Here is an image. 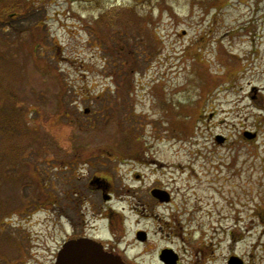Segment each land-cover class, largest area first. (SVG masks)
<instances>
[{
    "label": "rangeland",
    "instance_id": "1",
    "mask_svg": "<svg viewBox=\"0 0 264 264\" xmlns=\"http://www.w3.org/2000/svg\"><path fill=\"white\" fill-rule=\"evenodd\" d=\"M84 161L132 264H264V0H0L1 255L53 262L63 212L23 208Z\"/></svg>",
    "mask_w": 264,
    "mask_h": 264
},
{
    "label": "flooded vegetation",
    "instance_id": "2",
    "mask_svg": "<svg viewBox=\"0 0 264 264\" xmlns=\"http://www.w3.org/2000/svg\"><path fill=\"white\" fill-rule=\"evenodd\" d=\"M253 89H254L253 91L254 94H255V91L258 93L260 92V90H257L256 87H254ZM251 98L254 99L253 95H251ZM211 114L213 115V113ZM242 129H243L242 132H244L246 128L242 127ZM94 154L95 153L91 152L85 155L83 159L86 160L88 156H92ZM76 161L74 160L73 162L64 161L60 169L70 170L73 168L72 164H74ZM82 164H80L77 167V175H75L73 179L69 177L67 181H64L62 179L64 183L72 182L76 178L78 180L77 185L70 184V188H68L67 191H64L62 193V200L66 202V204L64 205V208L59 206L62 209H60L58 212L54 211L55 210L54 207L58 208L57 206L58 205V198H57L58 194H55L54 192L51 193L50 192L51 190H49L47 192L55 197L54 200L52 202L43 203L36 199L35 201L37 202L38 205L36 204V202L32 203L28 207L30 209L26 212V214H28V217H30L39 210L42 212L45 211V212H49L52 214L63 212V214H60V216L65 217V220L67 222V226H66L67 233L65 232L66 236L62 240L61 245L59 246V249L54 254V259L51 264H56L59 252L63 250L65 246L69 244H72V248L75 250L76 249L79 250L82 247V253L80 252L82 254L80 256L81 258L90 257V256H94V258H96L100 255H103V256L109 257V259L112 257H115V258L119 257L125 264H132V262L129 260V255L126 252V249L120 246L121 241H119L113 234L114 229L112 228L111 219L113 218L114 215H113L112 207L110 204H112L115 198H114L113 192H111L110 180L107 178L102 179L101 177L95 176L96 174L94 175L91 174L88 176L89 181H87V183L83 182L84 183L83 184L82 183L83 180L79 181L80 177L84 175V172H81V170H85L84 168L87 167L89 163L87 161L86 162L84 161ZM87 171H90V170H87ZM139 176L140 175L136 176L137 179L139 178ZM42 180L47 181V183H49V185L47 186V188L45 187V189H48L49 186L50 187L54 186L55 182H48L47 178H44V179L42 178ZM83 185H85L84 187L85 189H88L90 191V193H87V195L84 193V189L82 188ZM35 192H37V194H42L43 196H45V194H48L44 191L40 192L38 188H35ZM172 193L173 191L168 192L163 188H155L151 191V195L155 199H157L160 203H166V202L168 203L169 201H171ZM97 194H99V197H101L102 201L104 200L105 204H101L98 202L96 198ZM23 209L26 210L25 207ZM52 209L54 212H50ZM88 212H91L90 220L86 219ZM100 212L103 213V215H101L102 217L101 216L100 217L105 220L103 229L105 233L107 232L108 235L101 234L100 225L97 224V221L99 219L96 216V214L98 215ZM63 230L65 229L63 228ZM144 235H145V240H143L142 242L146 241V234L144 233ZM137 239H138V236H137ZM8 240L10 242L8 243V245L9 244L12 245L14 239H8ZM8 245H0V252H3V253L9 252V251H5ZM14 246H17L18 249H20L21 247L20 245H14ZM165 249L167 248H164L159 253H157V258H159L161 264H165V262L162 261L160 258V256L162 255V252ZM18 252L19 254L17 256H19L20 253H22V251H18ZM171 254H174V255L176 254L178 259L175 264H178L179 255L175 253L174 251H172ZM80 257L76 256V258H80ZM231 257H237V256L227 254L225 257V261H226L225 264H229V259ZM237 258L241 259L240 262H242V264H246V261L244 258H241V257H237ZM0 260L4 264H17V261L14 260L13 258L8 257L7 254H2V255L0 254ZM87 264H95V261L89 262Z\"/></svg>",
    "mask_w": 264,
    "mask_h": 264
},
{
    "label": "water",
    "instance_id": "3",
    "mask_svg": "<svg viewBox=\"0 0 264 264\" xmlns=\"http://www.w3.org/2000/svg\"><path fill=\"white\" fill-rule=\"evenodd\" d=\"M137 236L139 240L141 241L145 240V235L143 232H139ZM80 252L82 253V247L79 250L78 249L75 250L72 248V244H69L65 246L63 250L59 252L56 264H74V263L87 264L93 261H95V264H125L119 257H116V258L112 257L109 259V257L100 255L96 258H94V256L81 258L80 256L82 254ZM171 253H172V250L170 249H165L162 252V255L160 256V258L162 261L165 262V264H175L176 263L178 257L176 256V254L174 255ZM76 256H79L80 258H76ZM240 261L241 260L237 257H231L229 259V264H242V262Z\"/></svg>",
    "mask_w": 264,
    "mask_h": 264
},
{
    "label": "trees",
    "instance_id": "4",
    "mask_svg": "<svg viewBox=\"0 0 264 264\" xmlns=\"http://www.w3.org/2000/svg\"><path fill=\"white\" fill-rule=\"evenodd\" d=\"M35 180L38 182V190L40 191V192H43L44 191V189H45V187L47 188V186L49 185V183H47V181H44V180H42V178L41 177H37V178H35ZM45 192V191H44ZM46 193H48V192H46ZM45 197H47L46 199H45V201H42V202H52L53 200H54V196L53 195H51L50 193H48V194H45ZM34 202H36V201H34ZM36 204H37V202H36ZM38 205V204H37ZM3 207L4 206H2V207H0V223L2 224V223H6L7 221H5L6 219H8L10 216V214H11V212H15V210H12L11 212H9L8 213V216L6 217L5 216V213L6 212H8V211H10V209L8 210V211H3ZM25 213H26V210H25ZM5 216V217H4ZM233 238H234V236H233ZM235 239V238H234Z\"/></svg>",
    "mask_w": 264,
    "mask_h": 264
},
{
    "label": "bare ground",
    "instance_id": "5",
    "mask_svg": "<svg viewBox=\"0 0 264 264\" xmlns=\"http://www.w3.org/2000/svg\"><path fill=\"white\" fill-rule=\"evenodd\" d=\"M105 5V4H104Z\"/></svg>",
    "mask_w": 264,
    "mask_h": 264
}]
</instances>
